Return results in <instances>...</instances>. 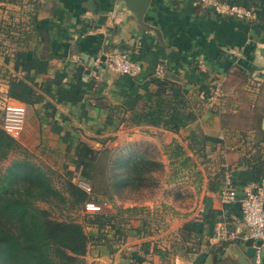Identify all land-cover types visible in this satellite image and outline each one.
<instances>
[{
	"label": "crops",
	"instance_id": "1",
	"mask_svg": "<svg viewBox=\"0 0 264 264\" xmlns=\"http://www.w3.org/2000/svg\"><path fill=\"white\" fill-rule=\"evenodd\" d=\"M215 1L249 9L253 17L218 14L196 0H149L140 19L125 0H0V64L9 77L2 89L7 102L25 106L22 143L71 156L79 140L97 149V139L110 134L163 129L137 124L135 113L166 81L167 91L196 104L198 118L189 125L204 134L220 165L181 225L191 230L184 246L196 249L185 252L173 240L131 230L112 254L91 249L95 264H203L209 255L211 264H239L231 247L244 252L254 243L243 232L233 240L212 235L218 224L242 231L239 202H223L220 192L230 187L239 197L255 182L249 162L257 145L264 152V0ZM12 25L21 26V38L10 44L2 28ZM114 51L138 56L140 73L110 69L106 57ZM60 86L77 91L78 99L58 101ZM155 241L169 250L167 257ZM249 261L264 264V247Z\"/></svg>",
	"mask_w": 264,
	"mask_h": 264
},
{
	"label": "trees",
	"instance_id": "2",
	"mask_svg": "<svg viewBox=\"0 0 264 264\" xmlns=\"http://www.w3.org/2000/svg\"><path fill=\"white\" fill-rule=\"evenodd\" d=\"M11 27L17 31L21 26L5 27L2 28L3 32L9 34ZM25 34L27 37L29 32ZM15 40L20 42V39ZM129 58L135 61L138 56ZM157 84L141 111L135 113L137 124L178 132L182 126L198 118L196 104L180 94L167 91L166 81ZM78 97L77 91L67 90L65 86L59 87L56 96L58 101H76ZM111 117H107L106 124L112 122ZM198 133L192 131L189 138L196 137ZM200 135L204 148V134L201 132ZM13 152H19L21 156L11 159L7 166L0 170V264H88L84 256L90 246L112 254L116 250L114 245L123 241L129 231L147 232V218L136 216L138 210L136 207L130 208L132 216L125 222L120 217L123 209H118L116 213L102 212V209L95 212L85 210V204L88 202L100 205L105 202L99 198H92L93 191H84L70 179L74 172L79 173L80 177L89 183L93 178L97 151L87 143L79 140L74 148L73 157L69 159V163L74 168L67 171V178L63 182L62 189L66 196L53 184L51 171L34 162L31 154L20 142L0 126V161L5 160ZM121 163L127 173L117 179L118 183L137 189L153 180L150 174L152 167L161 165L144 152L125 157ZM249 166L253 171L255 182L264 177V152L262 153L260 144L257 145ZM67 199L74 205H82V209L87 214L86 225L92 228V235L89 236L80 222L53 219L47 209L35 204L36 201L55 202ZM146 234L150 235V232ZM176 237L181 238L182 241L178 243L179 241L175 239L174 245L178 244V247L185 249V252L193 251L195 247L184 246L183 243L190 240V229L180 228ZM156 241L154 249L162 257H167L169 250L158 248ZM149 245V240L141 244L144 251L148 250ZM225 245L221 244L218 249Z\"/></svg>",
	"mask_w": 264,
	"mask_h": 264
},
{
	"label": "rangeland",
	"instance_id": "3",
	"mask_svg": "<svg viewBox=\"0 0 264 264\" xmlns=\"http://www.w3.org/2000/svg\"><path fill=\"white\" fill-rule=\"evenodd\" d=\"M13 31L16 33H5V38L10 44L15 43V39L21 38L19 32ZM7 80H9L7 72L0 64V126L7 102L2 88ZM192 131L201 133L188 124L182 126L178 132L139 127L98 138L102 145L95 149L97 158L92 173L93 178L87 183L90 186L89 192L93 191L91 197L105 201L102 212L116 213L118 209H123L120 217L125 222L132 216L130 208L136 207L138 210L135 215L147 218L146 231L150 232L148 236L161 241H174L179 229L182 228V223L187 222L194 212L205 182L220 167L214 159H211L210 148L208 150L205 146L202 148L200 133L196 137L189 138ZM17 140L31 154L34 162L51 171L53 184L66 196L62 186L67 178V171L70 170L69 159L73 154L70 156L69 153L58 150L59 154L56 149L30 146L22 143L20 138ZM140 152L147 153L150 159L161 164L152 167L150 174L153 180L139 189L119 184L117 179L127 173L121 162L125 157ZM17 156L21 154L13 152L5 160L0 161V170ZM57 159H60L59 162L55 161ZM70 179L76 185L82 180L77 172H74ZM35 204L47 209L53 219L80 222L89 236L92 235V228L86 225L87 214L82 209V205H74L68 199L55 202L36 201ZM94 248L90 246L84 256L88 264H95L89 255L95 252L91 250Z\"/></svg>",
	"mask_w": 264,
	"mask_h": 264
},
{
	"label": "built area",
	"instance_id": "4",
	"mask_svg": "<svg viewBox=\"0 0 264 264\" xmlns=\"http://www.w3.org/2000/svg\"><path fill=\"white\" fill-rule=\"evenodd\" d=\"M211 7L218 14L233 15L241 19L252 18L253 13L249 9H242L227 2H217L215 0H196ZM107 66L114 72L129 76H136L141 71V66L137 61L131 60L125 53L114 51L106 57ZM25 106L19 103L6 102L3 112V122L1 127L13 138H18L25 124ZM78 186L86 192L90 191V186L85 180H80ZM223 202L237 200L242 211L243 229L229 231L223 224H218L213 229L212 237L217 240H233L238 234L244 239L254 242L261 239L264 247V177L259 181L248 184L243 188L240 196L230 187H224L221 192ZM103 205L88 202L85 204L87 212L100 211Z\"/></svg>",
	"mask_w": 264,
	"mask_h": 264
},
{
	"label": "water",
	"instance_id": "5",
	"mask_svg": "<svg viewBox=\"0 0 264 264\" xmlns=\"http://www.w3.org/2000/svg\"><path fill=\"white\" fill-rule=\"evenodd\" d=\"M49 1V0H47ZM149 0H125L126 5L133 8L137 17L140 19L145 11ZM262 128L264 129V119L262 121ZM262 246L261 239H256L253 245H249L245 251H241L238 247H231V255L237 259L239 264H251L249 258L255 256L256 251ZM203 264H211V256L209 255Z\"/></svg>",
	"mask_w": 264,
	"mask_h": 264
}]
</instances>
